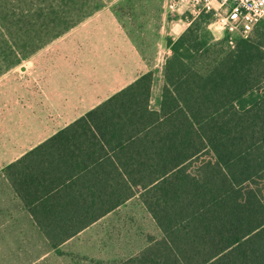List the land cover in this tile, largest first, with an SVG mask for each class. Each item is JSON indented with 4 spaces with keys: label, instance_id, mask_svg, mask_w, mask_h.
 <instances>
[{
    "label": "trees",
    "instance_id": "trees-1",
    "mask_svg": "<svg viewBox=\"0 0 264 264\" xmlns=\"http://www.w3.org/2000/svg\"><path fill=\"white\" fill-rule=\"evenodd\" d=\"M202 13L163 66L6 166L56 246L138 194L159 238L119 264H264V20L214 38Z\"/></svg>",
    "mask_w": 264,
    "mask_h": 264
},
{
    "label": "crops",
    "instance_id": "crops-1",
    "mask_svg": "<svg viewBox=\"0 0 264 264\" xmlns=\"http://www.w3.org/2000/svg\"><path fill=\"white\" fill-rule=\"evenodd\" d=\"M124 1L111 0L110 6L123 5L126 11L103 9L66 35L62 70L33 58L0 68V263L80 264L85 258L78 250V255L66 253V247L80 245L99 220L120 206L54 246L4 169L145 72H153L150 105L158 109L163 80L153 104L154 88L171 54L165 38L176 39L188 25L170 35L157 0Z\"/></svg>",
    "mask_w": 264,
    "mask_h": 264
},
{
    "label": "rangeland",
    "instance_id": "rangeland-1",
    "mask_svg": "<svg viewBox=\"0 0 264 264\" xmlns=\"http://www.w3.org/2000/svg\"><path fill=\"white\" fill-rule=\"evenodd\" d=\"M110 1L0 0V68L21 62L27 64L31 61L30 58H33L35 62L62 70L66 61V35L72 29L84 22L88 16L101 14L103 9L126 11L123 5H114L111 8ZM157 1L162 9L164 0ZM132 20L136 21L139 27L143 25L137 18ZM211 21L212 17H209L207 30L216 39L222 37L209 27ZM168 38H165L166 43ZM0 73L3 71L0 70ZM161 79L163 80V72L157 78L153 104L158 100ZM161 235L151 215L138 195H135L99 220L93 229L80 239V245H68L66 253L78 255L75 251L78 250L85 258L80 264H92L89 259L95 260L93 264H119L143 249L150 238H159Z\"/></svg>",
    "mask_w": 264,
    "mask_h": 264
},
{
    "label": "built area",
    "instance_id": "built-area-1",
    "mask_svg": "<svg viewBox=\"0 0 264 264\" xmlns=\"http://www.w3.org/2000/svg\"><path fill=\"white\" fill-rule=\"evenodd\" d=\"M200 13H209V27L219 35L247 36L264 20V0H164L162 17L169 24L170 35L182 25H189Z\"/></svg>",
    "mask_w": 264,
    "mask_h": 264
}]
</instances>
